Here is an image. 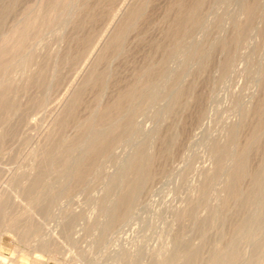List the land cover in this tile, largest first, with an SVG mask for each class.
<instances>
[{"label": "rangeland", "instance_id": "1", "mask_svg": "<svg viewBox=\"0 0 264 264\" xmlns=\"http://www.w3.org/2000/svg\"><path fill=\"white\" fill-rule=\"evenodd\" d=\"M263 86L264 0H0V264H264Z\"/></svg>", "mask_w": 264, "mask_h": 264}, {"label": "bare ground", "instance_id": "2", "mask_svg": "<svg viewBox=\"0 0 264 264\" xmlns=\"http://www.w3.org/2000/svg\"><path fill=\"white\" fill-rule=\"evenodd\" d=\"M201 1L202 0H198V2H201ZM263 88H264V86H263ZM125 98H130V93H126ZM121 105H122L121 103L118 104L117 108H121L122 107ZM109 111H110V108H105L104 111L102 112L103 116L109 114L110 113ZM258 113L260 115V121L253 127V131L251 134V139L253 141H257V137H256L257 133L260 130L264 129V108H260ZM110 138H104V139H102L101 142H98V144H96L97 142L94 143V146L92 145L93 147H92V149L91 148L90 149L95 154H97L96 152H98L100 150L104 151L105 149H107L109 147V145L111 143L112 139H110ZM245 164H246V159L244 158V156H239V158L237 159L238 167L239 168L244 167ZM134 169L137 170V174H138V176H140L141 171H140V168H139L137 162H135V164H134ZM240 180H241V173H239V172L235 173L233 175L232 181L230 183V186L232 188L230 197H232V198L238 197ZM126 209H127V200L124 199L123 197H121L117 206L115 207V211H114L115 216H123L126 212ZM215 256L217 257L216 260L213 259L216 261V262H214L215 264H230V263H232V261L236 257V252H235V250L229 251V253L226 255V257H222V258H218V256L216 254H215ZM238 257H239V255H238ZM124 258H126L125 255H124ZM13 264H16V263H13Z\"/></svg>", "mask_w": 264, "mask_h": 264}]
</instances>
